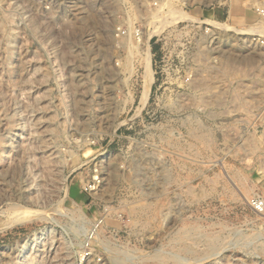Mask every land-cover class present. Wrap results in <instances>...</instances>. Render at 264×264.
<instances>
[{"label":"rangeland","instance_id":"374dc122","mask_svg":"<svg viewBox=\"0 0 264 264\" xmlns=\"http://www.w3.org/2000/svg\"><path fill=\"white\" fill-rule=\"evenodd\" d=\"M262 31L264 0H0V264H264Z\"/></svg>","mask_w":264,"mask_h":264},{"label":"bare ground","instance_id":"6f19581e","mask_svg":"<svg viewBox=\"0 0 264 264\" xmlns=\"http://www.w3.org/2000/svg\"><path fill=\"white\" fill-rule=\"evenodd\" d=\"M171 16L173 17L172 18V20H177V19H190V20H193V19H191V18H189L188 16H185V15H183V14H176V13H173V14H171ZM175 16V17H174ZM158 17V16H157ZM189 20V21H190ZM171 22V21H170ZM258 28V27H257ZM257 28H256V30H257ZM262 29V28H261ZM261 29H259V30H261ZM262 33H264V31H262ZM142 171V170H141Z\"/></svg>","mask_w":264,"mask_h":264},{"label":"built area","instance_id":"2783aa9c","mask_svg":"<svg viewBox=\"0 0 264 264\" xmlns=\"http://www.w3.org/2000/svg\"><path fill=\"white\" fill-rule=\"evenodd\" d=\"M91 190H92V187H88V192H89V191L92 192Z\"/></svg>","mask_w":264,"mask_h":264}]
</instances>
